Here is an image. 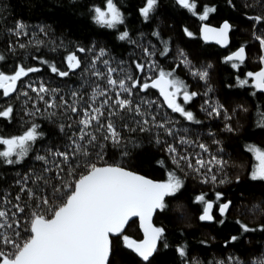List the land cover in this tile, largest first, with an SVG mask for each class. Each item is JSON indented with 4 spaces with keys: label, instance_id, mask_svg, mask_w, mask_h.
Returning a JSON list of instances; mask_svg holds the SVG:
<instances>
[{
    "label": "trees",
    "instance_id": "16d2710c",
    "mask_svg": "<svg viewBox=\"0 0 264 264\" xmlns=\"http://www.w3.org/2000/svg\"><path fill=\"white\" fill-rule=\"evenodd\" d=\"M105 2L106 0H0V54L6 58L0 62V71L13 74L18 64L41 69L24 77L13 96L4 99L0 90V110L8 104L14 109L11 121L0 118V134H20L32 123L39 125L38 130L44 133L33 152L20 164L8 165L0 161V208L15 211L11 204L4 202L5 197L12 204L25 206V213L17 217L23 226L35 200H30L27 191L22 192L21 188L35 191L37 184L33 181L36 175L55 177L57 170L54 161L59 158L49 155L48 150L67 151L71 144L69 137L74 132L78 133L81 127L78 123L80 114H73L62 103L61 97L68 105L75 101L78 108H86L91 102L90 97L96 85L108 87L106 80L92 75L96 69L106 73V66L102 63L105 59L109 60L112 67L130 71L133 76L142 80L145 76H156L157 72L146 69L145 73H139L134 62L145 65L155 62L158 69L172 71L175 77L184 81L190 92L198 93L186 108L193 112L199 123L188 122L178 114L166 111L156 93L149 89L131 99L134 102H139L140 98L155 101L151 111L159 113L158 120L170 118L178 121L174 125L179 130L177 137H168L163 134V130L157 128L148 132H141L137 128L135 132H129L121 126V144L115 146L109 141L101 140L99 143L103 144V159H96L91 152L89 158L97 164H119L158 182L165 181L170 171L183 180L184 187L181 191L175 196L166 197L167 207L153 216V224L165 229V239L169 245L155 256V264H217L218 261L227 262L229 256L238 257L244 264L264 259V231L244 233L237 223L240 221L252 229H259L264 225V181L250 179L255 158L247 151L248 145L264 150V128L258 127L256 123L258 112L264 111V95L252 87L253 82L247 77L248 72L255 73L264 68L261 63L264 51L254 38V33L264 35V27L249 19L264 17V0H232V4L228 0H196L198 12L205 5L215 7L216 11L209 15L207 21L199 20L198 16H193L178 6L175 0H160L157 13L147 22L139 14L144 0H114L125 17V23L116 29L102 28L93 20L92 8H103ZM17 21L28 25L27 36L17 37L8 31L15 28ZM224 21L232 25L227 49L222 51L199 40L200 24L219 26ZM42 26L45 27V32L39 30ZM185 29L193 35L189 37ZM123 31L129 33L134 43L118 39ZM37 41L40 42L39 45ZM165 42L169 51L167 55H161ZM20 43L27 47L20 49ZM9 44L13 45L14 51H9ZM80 47L92 50L81 53L77 51ZM239 47L245 48L246 60L236 69L231 66V62L225 60L234 48ZM100 48L105 49L107 55L101 57L93 69L91 62L99 54ZM144 48L155 51V56H145ZM181 52L184 56L180 55ZM71 53H75L81 60V67L75 71H70L67 67L66 57ZM185 57L189 61L188 65L182 63ZM41 60L48 63H41ZM52 64L60 71H69V75L60 77L54 74L49 67ZM193 71H207L208 76L206 80H202L193 76ZM113 75L118 78L117 74ZM239 79H248V85L241 87ZM41 83L50 90L57 89V92L42 94L44 100H40L27 85L32 84L38 88ZM23 92L28 95H22ZM73 92L79 95L73 97ZM110 95L115 98L114 93ZM53 98L58 106L48 108L45 101ZM103 99V96L98 98L97 106ZM206 101L214 107L221 106L219 116L208 114V110H205L208 108ZM129 123L131 127H136L135 123ZM117 124L122 125L123 121H117ZM60 125L65 126L63 133L59 130ZM68 125L71 127H67ZM228 126L234 131L229 132ZM158 133L160 144L155 143ZM181 136L191 143H179L178 137ZM167 143H172L180 155L188 156L193 165L197 158L207 161L216 156L223 160V168L213 167L217 182L202 183L203 175L188 168L186 161L181 160L177 167L165 150ZM201 143L207 146L208 152L199 148ZM134 144L140 146L134 147ZM0 150H3L2 146ZM125 151L129 152L128 156L122 155ZM36 155H45L49 163L45 165L36 160ZM159 161L164 162L163 166ZM45 167L52 171L44 173ZM64 168L65 172L61 175L66 180H72L73 177L67 176V165ZM82 170L77 169V173ZM205 171L201 169V173ZM221 180L224 183H220ZM52 183L59 184L60 181L53 179ZM41 187L44 188V195L51 193V188L42 184ZM217 192L222 194L220 201H216ZM201 194L214 202L215 220L208 224L199 220L203 205L196 202V197ZM17 195L21 197L20 201L15 200ZM228 201H231V206L221 216L217 213V205ZM221 220L223 223H220ZM125 229L124 233L130 238H139L136 221H132ZM233 236L239 239L229 243ZM181 246L187 252L184 259L176 251ZM110 262L141 264L139 258L124 247L119 237H113Z\"/></svg>",
    "mask_w": 264,
    "mask_h": 264
},
{
    "label": "snow or ice",
    "instance_id": "6c2138e0",
    "mask_svg": "<svg viewBox=\"0 0 264 264\" xmlns=\"http://www.w3.org/2000/svg\"><path fill=\"white\" fill-rule=\"evenodd\" d=\"M175 3L193 16H198L201 21H207L209 15L216 11L215 7L205 5L198 12L196 0H175ZM228 3L232 4V0H228ZM159 5L160 0H144L139 14L145 22L154 17ZM92 11L94 22L102 28L116 29L125 23L124 14L114 3V0H106L103 8L94 6ZM249 19L264 27V17L255 16L249 17ZM27 28V24L17 21L15 28L8 29V31L17 37L27 36ZM231 29L232 25L228 21H224L219 28L205 24L202 27L203 39L227 46ZM39 30L45 32V27L42 26ZM185 33L189 37L193 35L187 29H185ZM153 34L159 35L158 33ZM254 38L264 51V35L254 33ZM118 39L134 43L127 31H123ZM36 43L39 45L40 42ZM18 47L25 49L27 46L20 43ZM14 50L13 45L9 44V51ZM91 50L83 47L77 49L81 53ZM168 51L165 42L161 55H167ZM155 54V51L144 48L145 56L153 57ZM106 55L105 49L100 48L99 54L91 62V67L95 69L97 61ZM180 55L184 56L183 52ZM5 59V56L0 54V62ZM33 59H37V57H33ZM66 60L70 71L81 67V60L75 53L69 54ZM245 60V48L240 47L227 56L225 62H231L233 68L239 69ZM40 62L48 63L44 60ZM102 63L106 66V73L96 69L92 75L98 79L106 80L108 87L101 88L100 85H96L90 97L91 102L86 108H78L75 101L68 105V102L61 97L62 103L67 105L73 114H80L78 123L81 127L78 133L74 132L69 137L71 144L67 151L48 150L49 155L59 158L54 161L57 170L55 177L36 175L33 181L37 184L35 191L31 188H21L22 192L27 191L30 200H35L30 214H27L23 221V226L17 217L19 214L25 213V206H21L19 203L12 204L11 200L7 197L4 198V202L11 204L15 211L0 208V264H111L113 237H119L124 247L134 253L141 264H155V256L158 252L169 247L165 239V229L156 227L152 218L157 211H163L167 207L166 197L175 196L181 191L184 187L183 180L175 172L170 171L165 181L158 182L119 164H97L89 157L91 152L96 159H103V144L99 143L101 140L119 146L122 142L121 126L129 132H135L137 128L141 132L157 128L163 130V134L168 137H177L179 130L174 125L178 121H173L170 118L158 120L159 113L151 111L155 101L140 98L139 102H134L131 97L138 96L140 92H147L149 89H157L163 97V102L172 113L178 114L188 122L199 123L193 112L186 108V105L190 104L198 93L190 92L184 81L175 77L172 71L158 69L155 62H150L147 65L134 62L135 69L139 73H145L146 69L157 72L156 76H145L143 80L123 68L112 67L109 60L105 59ZM182 63L188 65L189 61L185 57ZM261 63L264 64V56H261ZM49 67L54 74L60 77L69 75V71H60L54 64ZM40 70L37 67H25L23 64H18L13 74H5L0 71V90H2L3 96L9 97L16 93L18 84L23 81L24 77ZM113 74H117L118 78H114ZM192 75L206 80L208 73L207 71H193ZM247 77L253 82L252 87L264 93V68L255 73L248 72ZM248 83V79L238 80L241 87ZM27 87L31 88V91L35 92L40 100H44L42 94H47L49 91L57 92V89L50 90L43 83L38 88L32 84H28ZM110 93H114L115 98ZM22 95L27 96L28 93L23 92ZM72 95L75 97L79 93L73 92ZM101 96L104 99L97 106L96 102ZM45 103L48 108L58 106L54 98L51 101H45ZM205 103L208 105L205 110H208L210 116L220 115L221 106L214 107L208 101ZM13 112V107L8 104L0 110V118L11 121ZM27 114L32 115V113ZM136 117L140 119H136ZM117 121H123V124L118 125ZM130 121L135 123L136 127H131ZM256 123L258 127L264 128V111L258 112ZM67 127L70 128L71 125ZM64 128V125H60V132L63 133ZM38 129L39 125L32 123L20 134H0V146L3 147V150H0V161L8 165L20 164L24 161L33 152L38 140L44 136V133ZM90 129L94 131H90ZM227 130L234 131L230 126ZM94 132L101 135L97 136ZM178 142L181 144L191 143L182 136L178 137ZM155 143H161L159 133ZM133 146L139 147L140 145L134 144ZM198 146L204 152H208L205 144L201 143ZM165 150L177 167L183 160L187 162L188 168L203 175L202 183L215 184L217 176L213 173V167L223 168L225 164L223 160L212 156L207 161L197 158L193 165L189 157L180 155L172 143H167ZM247 151L253 154L256 161L250 179L264 181V150L255 145H248ZM122 155L128 156L129 152L125 151ZM35 159L44 162L45 165L49 163L45 155H36ZM73 161L76 162L73 163ZM159 163L163 166L164 162L159 161ZM64 165H67V176L73 177L72 180H66L61 175L65 172ZM77 169L83 170L77 173ZM201 169L206 171L201 173ZM51 171L52 169L49 167L43 169L44 173ZM53 179L60 183L53 184ZM220 183H224V181L221 180ZM41 184L51 188V193L44 195V188L41 187ZM20 199L19 195L15 197L16 201H20ZM221 199L222 194L217 192L216 201ZM196 202L203 205L199 219L213 222L215 220L214 202L207 200L204 194L197 196ZM217 206L220 215L224 216L231 206V201L220 203ZM133 217L138 218L143 232V239L139 241L124 233L126 225ZM220 223L223 221L221 220ZM237 223L240 224L244 233L256 230L264 231V225L259 229H252L240 221ZM238 239L239 237L233 236L229 243H234ZM176 251L182 259L186 258L187 252L184 246L178 247ZM217 264H244V262L238 257L229 256L227 262L218 261ZM252 264H264V259L255 260Z\"/></svg>",
    "mask_w": 264,
    "mask_h": 264
},
{
    "label": "water",
    "instance_id": "95a60500",
    "mask_svg": "<svg viewBox=\"0 0 264 264\" xmlns=\"http://www.w3.org/2000/svg\"><path fill=\"white\" fill-rule=\"evenodd\" d=\"M205 24H207V23H202V24H200V26H199V28H198V36H199V40L200 41H202L205 45H209V46H211V45H213V46H215V47H217L219 50H225V49H227L228 48V46H229V44H230V39H229V42H228V44H227V46H221V45H219V44H216L214 41H211V40H209V41H205L204 39H203V34H202V27H203V25H205ZM208 25V24H207ZM221 25H222V23H221ZM221 25H219V26H213V25H208V26H210V27H216V28H219ZM231 32V31H230ZM230 32H229V35H230ZM240 48V47H239ZM239 48H236V49H234V51H232L229 55H231L232 53H234L235 51H237ZM228 55V56H229ZM245 62V61H244ZM150 82V81H149ZM155 93H156V95H157V97H158V99L161 101V103H162V106H163V108H165L166 109V111H168V112H171V110L170 109H168L167 108V105L163 102V97L159 94V91L157 90V89H152ZM256 91H258V90H256ZM259 92V91H258ZM1 93H2V90H1ZM259 93H261V94H263L264 95V93H262V92H259ZM15 93H13L11 96H13ZM11 96H9V97H11ZM4 97V96H3ZM9 97H4V99H6V98H9ZM135 172V171H134ZM137 173V172H136ZM140 175H142V174H140ZM144 176V175H143ZM146 177V176H145ZM148 178V177H147ZM150 179V178H149ZM152 180H154V179H152ZM154 181H156V180H154ZM217 213L218 214H220L219 213V210L217 209ZM202 214V212L199 214V217H200V215ZM154 216V215H153ZM154 219V217L152 218V220ZM200 220V219H199ZM132 221H136V229H138V232H139V238L138 239H136V240H142L143 239V232H142V229L140 228V224H139V220H138V218H135V217H133L129 222H128V225L132 222ZM201 221V220H200ZM202 223H206V224H208L209 222H207V221H201ZM128 225H126V227L128 226ZM125 227V228H126ZM126 230V229H125ZM124 230V231H125Z\"/></svg>",
    "mask_w": 264,
    "mask_h": 264
},
{
    "label": "rangeland",
    "instance_id": "374dc122",
    "mask_svg": "<svg viewBox=\"0 0 264 264\" xmlns=\"http://www.w3.org/2000/svg\"><path fill=\"white\" fill-rule=\"evenodd\" d=\"M208 25H209V24H208ZM210 26H211V24H210ZM234 49H235V48H234ZM234 49H233V50H234ZM245 52H246V50H245ZM244 63H245V62H244ZM253 158H254V156H253ZM255 163H256V161H255ZM254 165H255V164H254Z\"/></svg>",
    "mask_w": 264,
    "mask_h": 264
}]
</instances>
